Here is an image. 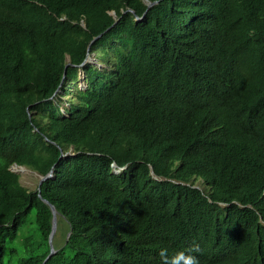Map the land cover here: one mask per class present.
Instances as JSON below:
<instances>
[{"label": "trees", "instance_id": "16d2710c", "mask_svg": "<svg viewBox=\"0 0 264 264\" xmlns=\"http://www.w3.org/2000/svg\"><path fill=\"white\" fill-rule=\"evenodd\" d=\"M13 165L53 177L29 191ZM194 242L264 264V0H0V264Z\"/></svg>", "mask_w": 264, "mask_h": 264}, {"label": "rangeland", "instance_id": "374dc122", "mask_svg": "<svg viewBox=\"0 0 264 264\" xmlns=\"http://www.w3.org/2000/svg\"><path fill=\"white\" fill-rule=\"evenodd\" d=\"M90 62L93 63V65L95 66H99L100 69H104V68H108L106 64H100L98 61H97V58H96V54H92L91 57H90ZM79 81L77 82V87L79 89H84L85 88V83L83 82V76H82V73L80 72V77H79ZM70 97V94H68L65 98H62V105L61 107H65V108H68L69 105H67V101L66 99ZM62 112L63 111V108L61 109ZM70 151H68L69 153ZM71 153V152H70ZM19 167H15L14 169V173H16L18 176H19V182L20 184L26 188L27 190L29 191H32V190H35L38 186V182L40 180L38 174L28 168H25V167H22L24 168L26 171L23 173L21 172V170L18 169ZM201 182L200 181H197L195 183V185L198 187V189L200 190H203V187L200 185ZM56 225H60L62 226V221L59 219L56 220ZM57 227V226H56ZM65 239V234H59V233H54L53 235V238H52V241L55 242L56 245H60L63 240Z\"/></svg>", "mask_w": 264, "mask_h": 264}, {"label": "clouds", "instance_id": "9594fccd", "mask_svg": "<svg viewBox=\"0 0 264 264\" xmlns=\"http://www.w3.org/2000/svg\"><path fill=\"white\" fill-rule=\"evenodd\" d=\"M115 171L116 170H114V173ZM194 188H198V187L194 185ZM200 251L201 250L199 244L194 242L189 247V249L178 251L172 256H169V252L167 248L162 247L159 249L158 256L160 258L161 264H199L198 257L194 253H199Z\"/></svg>", "mask_w": 264, "mask_h": 264}, {"label": "water", "instance_id": "95a60500", "mask_svg": "<svg viewBox=\"0 0 264 264\" xmlns=\"http://www.w3.org/2000/svg\"><path fill=\"white\" fill-rule=\"evenodd\" d=\"M156 2H154V3H149V2H146V4H147V9L148 8H150L153 4H155ZM127 11H130V12H132L131 10H127ZM113 17H115V15H114V13L113 12H111L110 13ZM145 14V13H144ZM143 14V15H144ZM136 20L138 21V20H140V18H136ZM116 24V21L106 30V31H108V30H110L112 27H114V25ZM84 26V25H83ZM105 31V32H106ZM105 32H103L102 34H100V35H98L96 38H94V40H96L97 38H99V37H101ZM85 62H90V59L87 57L84 61H83V63L81 64V65H83ZM68 65H70L69 63H67V65H65V69H66V67L68 66ZM64 74H65V72H64ZM67 155H72L71 153H62L61 154V157L63 158V157H65V156H67ZM15 167H19V168H22V166H17V165H13L12 167H10V171L11 172H14V169H15ZM112 167H113V169L114 170H116V166L115 165H112ZM124 169V168H123ZM122 169V170H123ZM151 171H150V174H151V176L154 178V179H156L155 177H154V175H153V171H152V169H150ZM118 171L119 170H116L115 171V173L117 174L118 173ZM39 176V178H40V180H39V182H38V188H37V191H38V193H40V186H41V184H42V182L44 181V180H46L47 178H52L53 177V174H52V170L49 172V174H47L46 176H41V175H38ZM46 204H48L49 205V203L48 202H46V201H44ZM49 207H50V210H51V213H52V228H51V233H50V236H49V244H50V254H49V256L51 255V254H53L54 253V251H53V247H52V245H51V241H52V238H53V235H54V233H55V230H56V220H57V213H56V211H55V209H54V207L52 206V205H49ZM67 236H68V234H67Z\"/></svg>", "mask_w": 264, "mask_h": 264}, {"label": "bare ground", "instance_id": "6f19581e", "mask_svg": "<svg viewBox=\"0 0 264 264\" xmlns=\"http://www.w3.org/2000/svg\"><path fill=\"white\" fill-rule=\"evenodd\" d=\"M67 111V110H66ZM56 127V126H55ZM58 127H59V125H58ZM18 164V163H17ZM19 170H21V172H25L26 170L24 169V168H18ZM67 171V170H66ZM16 176V175H15ZM18 178V177H17ZM223 213V212H222ZM225 213V212H224ZM221 215V214H220ZM115 245V244H114ZM114 261V260H113Z\"/></svg>", "mask_w": 264, "mask_h": 264}]
</instances>
